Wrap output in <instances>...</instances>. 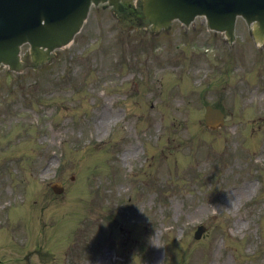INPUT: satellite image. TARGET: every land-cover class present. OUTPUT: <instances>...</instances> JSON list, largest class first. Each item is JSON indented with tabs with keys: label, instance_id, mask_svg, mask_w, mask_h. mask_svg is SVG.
<instances>
[{
	"label": "rangeland",
	"instance_id": "rangeland-1",
	"mask_svg": "<svg viewBox=\"0 0 264 264\" xmlns=\"http://www.w3.org/2000/svg\"><path fill=\"white\" fill-rule=\"evenodd\" d=\"M245 28L150 35L100 5L45 64L23 46L20 74L0 68L1 264H264V49Z\"/></svg>",
	"mask_w": 264,
	"mask_h": 264
},
{
	"label": "water",
	"instance_id": "water-1",
	"mask_svg": "<svg viewBox=\"0 0 264 264\" xmlns=\"http://www.w3.org/2000/svg\"><path fill=\"white\" fill-rule=\"evenodd\" d=\"M119 0H0V65L20 70L19 47L28 43L36 63L47 54L67 45L79 31L91 4L108 2L119 9ZM143 17L154 31L165 29L177 19L188 25L196 16H204L208 27L224 31L232 38L234 19L243 15L248 23L257 21L264 32V0H142ZM205 124L215 126L222 116L207 108ZM202 229L196 234L199 237Z\"/></svg>",
	"mask_w": 264,
	"mask_h": 264
},
{
	"label": "bare ground",
	"instance_id": "bare-ground-1",
	"mask_svg": "<svg viewBox=\"0 0 264 264\" xmlns=\"http://www.w3.org/2000/svg\"><path fill=\"white\" fill-rule=\"evenodd\" d=\"M132 153L134 154V155H132ZM136 148L135 149H133V152L132 151H130L129 149L123 154V156L125 157V158H131V157H133V156H135L136 155Z\"/></svg>",
	"mask_w": 264,
	"mask_h": 264
}]
</instances>
